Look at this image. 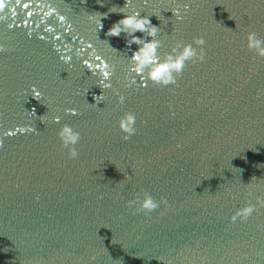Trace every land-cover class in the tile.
Instances as JSON below:
<instances>
[{"label": "water", "instance_id": "water-1", "mask_svg": "<svg viewBox=\"0 0 264 264\" xmlns=\"http://www.w3.org/2000/svg\"><path fill=\"white\" fill-rule=\"evenodd\" d=\"M5 3L0 264H264V206L233 220L264 198V57L247 47L249 31L264 37V0H133L160 28L161 61L177 41L204 49L168 85L134 70L124 33L107 35L126 0ZM65 123L81 133L75 158ZM143 191L157 209L129 205Z\"/></svg>", "mask_w": 264, "mask_h": 264}, {"label": "clouds", "instance_id": "clouds-1", "mask_svg": "<svg viewBox=\"0 0 264 264\" xmlns=\"http://www.w3.org/2000/svg\"><path fill=\"white\" fill-rule=\"evenodd\" d=\"M132 4L133 0H126V3L123 7L113 6L109 9L110 12H120L124 13V15L111 25V27L108 29L107 35L120 36L121 33H124L127 45L130 46L133 43L138 45V48L130 57V62L138 74L141 73L146 67L151 65L147 73L148 79L161 85L175 84L177 77L183 72L188 60H193V58H195L193 62H195V60H203L204 49L200 48L198 52L197 48L193 47L191 43L184 44L182 41H177L172 50L167 54L165 61H161V58L158 55V48L161 45V40L156 38L160 28L156 24L152 23L150 19L151 15L141 16L138 10L128 12L127 9L130 8ZM183 7L187 9L189 5L185 3ZM2 10L3 0H0V11ZM171 11L174 13V15L179 17V7L173 8ZM107 15L108 13L96 12L89 14L88 19L94 21L100 29L103 27L101 17ZM138 31L143 33V35H135V33ZM148 37H152V39L149 40L147 39ZM194 42L196 45H203L205 40L203 36H199L194 38ZM108 46L111 47L109 43ZM247 47L254 50L258 56L264 57V37L259 36L255 31H249L247 33ZM0 48H3V45H0ZM166 68H171L173 71L171 74L167 75L163 81H160L158 79L159 73ZM37 93L36 95L39 96V92ZM124 99L125 97L123 95H119V103L122 104ZM99 102L100 101H97V103ZM65 111L75 114L76 109L71 108L66 109ZM32 113L36 115L34 109ZM40 118L41 121L44 122V114L41 115ZM52 119L55 122H59L61 117L55 116ZM134 123L135 114L133 113H125L120 117L119 124L121 129L129 133V135H126L124 139H128L129 136L135 132ZM57 134L61 139L63 147L68 148L69 157H77L79 152L75 145L79 142L81 133L72 125L65 123L61 126ZM239 170L240 172L243 171L242 169ZM256 201V204L248 203L244 208L238 209L236 214L233 216V220L236 219V216H240L242 220H246L258 205L264 206V198L257 196ZM128 203L130 206L133 204L137 205L135 211L151 212L160 206L161 201L156 200L149 192L143 191L142 197L138 194L135 199L130 200ZM164 203H167V201H164ZM93 259H95V257H93Z\"/></svg>", "mask_w": 264, "mask_h": 264}, {"label": "snow or ice", "instance_id": "snow-or-ice-1", "mask_svg": "<svg viewBox=\"0 0 264 264\" xmlns=\"http://www.w3.org/2000/svg\"><path fill=\"white\" fill-rule=\"evenodd\" d=\"M23 6H24L25 8H27V7H28V4H24ZM5 7H7V4L5 3V0H3V8H5ZM97 59H99V57H97ZM104 75L107 76L108 73L105 72ZM37 95H38V93H37Z\"/></svg>", "mask_w": 264, "mask_h": 264}]
</instances>
